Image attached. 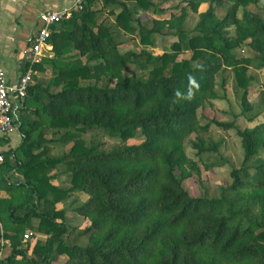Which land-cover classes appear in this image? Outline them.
Segmentation results:
<instances>
[{
	"label": "trees",
	"instance_id": "obj_1",
	"mask_svg": "<svg viewBox=\"0 0 264 264\" xmlns=\"http://www.w3.org/2000/svg\"><path fill=\"white\" fill-rule=\"evenodd\" d=\"M164 1L85 0L51 27L52 55L32 65L15 112L21 141L0 151V237L8 242L0 264H55L62 255L59 264H264V122L243 130L216 122L236 129L244 152L228 186L195 197L182 184L197 169L185 152L189 135L199 160L217 157L206 168L224 162L203 120L225 98L226 69L243 110H253L248 67L264 68V0H188L195 12L208 3L191 31L182 28L185 10L168 15ZM222 2L229 6L219 18L213 4ZM145 11L168 16L148 28ZM165 25L176 40L155 54L148 47ZM241 45L254 54H236ZM83 133L119 142L105 150ZM69 143L68 152L50 153ZM15 172L21 178L10 179ZM74 191L89 196L74 209L89 223L73 235L58 204ZM25 230L45 238L24 240Z\"/></svg>",
	"mask_w": 264,
	"mask_h": 264
},
{
	"label": "rangeland",
	"instance_id": "obj_2",
	"mask_svg": "<svg viewBox=\"0 0 264 264\" xmlns=\"http://www.w3.org/2000/svg\"><path fill=\"white\" fill-rule=\"evenodd\" d=\"M164 5L166 14L168 15L170 13L179 15L183 9L185 10V17L182 22V28L186 31H191L195 27L199 18V13L204 12L208 8V3H203L199 5L197 11L195 12L188 5V0H165ZM213 6L216 7L217 16L219 18H222L226 14V9L229 6V3L222 2L221 5L213 4ZM240 11L241 9L238 10V14H240ZM164 17L156 16L149 11L143 12L140 16L142 24H144L148 28L153 26V19H164ZM113 18V15H108L109 22H111ZM229 29L230 33L233 35L234 28L230 27ZM126 38H129V36H126ZM152 40L153 46L148 47V49L153 51L155 54L160 53L161 50L168 49L171 43L176 40L174 29H171L167 27V25H165L160 29V32H157L153 35ZM127 49H132L133 51L137 52L141 49V46H127L122 50L125 51ZM233 51L238 55L254 54L253 50L250 47L243 45L236 47ZM188 55L189 53H182L180 54L178 59L187 57ZM248 74L252 75V79L249 83L247 99L249 103L254 106L253 110H243L239 98L235 95V82L233 80V73L229 69H226V72L224 73V76L226 78L225 98L213 100L212 106H208L204 110L206 119L203 120V123H209V128L203 134V136L206 138V140L213 139L214 141H220L218 153L224 159L223 164L214 166L210 169L206 168L203 161L206 160L210 163L215 161L217 157L213 155L208 159L204 157V160H199L196 149L193 148L191 143L187 141V139H193L194 134L189 135L185 140V152L190 159L196 161L197 165V169L190 171V176L186 177L182 182L183 187L191 196H202L205 193L216 194L221 187L228 186L231 183V170L234 168H239L242 164L244 152L241 146V139L237 135L236 129H222L221 126H218L216 124V122H232L234 123L235 127L240 130L251 128L260 122H264V68L254 69L252 66H249ZM256 112H258V116L253 121L247 120L246 115H251ZM15 127V133L9 132L6 135L7 138H10V141L6 142L7 148L16 147L21 141V135L17 130V123ZM60 134V132H57L55 134V137H59ZM81 137L87 144L91 143V141L99 140L103 143V147L105 148V150L110 149L113 145L119 142V139H112L106 136H98L94 133H83ZM139 142L140 140L132 138L127 140L128 144H137ZM70 145V143L65 146L53 145L50 148V153L52 155H60L64 152H68L70 149ZM56 171L57 170H54L51 173ZM15 178L19 179L21 178V175L15 172L10 179L13 180ZM88 197V194L84 192L74 191L69 198L58 204V208L65 209L68 222L76 229L73 235L77 231L84 229L89 223L87 218L80 216L74 212V209L83 204L88 199ZM34 235H36L35 237H38L42 240L45 238L43 234H32L30 230H25L22 232V237L24 240H28L29 238L34 237ZM7 243V240L0 237V255L3 251L8 250L6 246ZM78 243L81 245H85L86 238L83 236L80 237L78 239ZM64 260L65 256L62 255L57 259L55 264H59Z\"/></svg>",
	"mask_w": 264,
	"mask_h": 264
},
{
	"label": "crops",
	"instance_id": "obj_3",
	"mask_svg": "<svg viewBox=\"0 0 264 264\" xmlns=\"http://www.w3.org/2000/svg\"><path fill=\"white\" fill-rule=\"evenodd\" d=\"M73 0H0V66L7 80L14 85L23 72V50L40 25L39 14L45 10L68 8ZM52 55V51L50 52ZM16 132V127L11 131ZM10 141L0 132V151ZM11 148V147H10Z\"/></svg>",
	"mask_w": 264,
	"mask_h": 264
},
{
	"label": "built area",
	"instance_id": "obj_4",
	"mask_svg": "<svg viewBox=\"0 0 264 264\" xmlns=\"http://www.w3.org/2000/svg\"><path fill=\"white\" fill-rule=\"evenodd\" d=\"M85 0H73L68 8L45 10L39 14L40 25L34 30L30 44L23 50L22 63H28L14 85L7 80L4 69L0 66V132L7 135L14 129V116L16 109L21 106L27 96V88L33 76L37 73L32 65L43 55H50L51 45L48 38L51 27L68 19L74 10H82ZM3 155L0 153V163Z\"/></svg>",
	"mask_w": 264,
	"mask_h": 264
}]
</instances>
